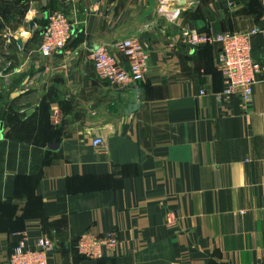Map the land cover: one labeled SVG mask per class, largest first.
<instances>
[{"label": "crops", "instance_id": "0c3cea01", "mask_svg": "<svg viewBox=\"0 0 264 264\" xmlns=\"http://www.w3.org/2000/svg\"><path fill=\"white\" fill-rule=\"evenodd\" d=\"M160 1L0 0V264L23 237L52 241L54 264H264V73L251 104L217 101V48L180 45L186 29L264 28V0ZM53 12L74 40L42 59ZM130 37L148 75L110 88L89 49ZM252 44L262 62L264 33ZM84 234L120 245L86 259Z\"/></svg>", "mask_w": 264, "mask_h": 264}, {"label": "built area", "instance_id": "2783aa9c", "mask_svg": "<svg viewBox=\"0 0 264 264\" xmlns=\"http://www.w3.org/2000/svg\"><path fill=\"white\" fill-rule=\"evenodd\" d=\"M158 8L160 13H168V0H161ZM171 14L176 17L179 12ZM75 28L76 23L68 15L61 12L49 14L37 50L39 57L47 59L61 53L75 35ZM262 33L264 28L260 27L250 31L222 33L186 29L180 32V45L190 49L216 47V70L222 77L223 90L215 94L214 99L220 101L222 97H237L245 105H249L253 100V89L258 82V76L264 73V59L262 62L257 61L252 53L253 39ZM88 58L96 78L110 88H129L143 82L149 72V53L136 37L117 41L111 47L97 45L89 49ZM199 94L205 96L203 90ZM93 144L100 147L102 141L95 139ZM25 240L23 237L13 248L8 264H54L49 259L54 250L52 241L42 237L34 246H28ZM119 245L118 236L115 234H84L77 240L74 250L81 257L96 260L102 257V250L115 253Z\"/></svg>", "mask_w": 264, "mask_h": 264}, {"label": "water", "instance_id": "95a60500", "mask_svg": "<svg viewBox=\"0 0 264 264\" xmlns=\"http://www.w3.org/2000/svg\"><path fill=\"white\" fill-rule=\"evenodd\" d=\"M74 40V36L72 37V39L69 41L68 44H71V42Z\"/></svg>", "mask_w": 264, "mask_h": 264}]
</instances>
